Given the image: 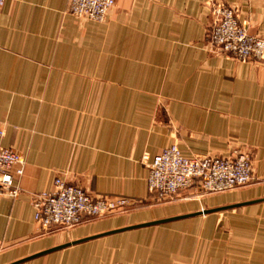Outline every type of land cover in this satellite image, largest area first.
<instances>
[{
  "label": "crops",
  "instance_id": "obj_1",
  "mask_svg": "<svg viewBox=\"0 0 264 264\" xmlns=\"http://www.w3.org/2000/svg\"><path fill=\"white\" fill-rule=\"evenodd\" d=\"M116 2L104 23L76 18L69 0L0 8V130L26 158L20 197L0 201V264L166 262L201 240L211 264H264V61L214 52L207 36L213 5L227 4L264 37V0ZM171 144L249 153L252 183L152 206L147 164ZM57 176L146 207L44 232L32 200Z\"/></svg>",
  "mask_w": 264,
  "mask_h": 264
},
{
  "label": "built area",
  "instance_id": "obj_2",
  "mask_svg": "<svg viewBox=\"0 0 264 264\" xmlns=\"http://www.w3.org/2000/svg\"><path fill=\"white\" fill-rule=\"evenodd\" d=\"M5 2L0 0V8ZM114 7L115 0H69L70 14L99 23L105 22ZM213 15L207 36L214 52L241 62L264 61V37L250 34L235 8L217 4ZM3 136L0 131V199L16 200L22 193L17 179L24 173L26 159L16 150L3 147ZM147 166L148 191L163 201L193 186L202 195L244 187L252 181L253 170L251 157L241 152L220 157L186 156L177 145L163 149ZM32 205L36 223L52 232L121 213L138 204L123 196H92L81 186L57 176L51 190L33 196Z\"/></svg>",
  "mask_w": 264,
  "mask_h": 264
},
{
  "label": "rangeland",
  "instance_id": "obj_3",
  "mask_svg": "<svg viewBox=\"0 0 264 264\" xmlns=\"http://www.w3.org/2000/svg\"><path fill=\"white\" fill-rule=\"evenodd\" d=\"M117 5V2L115 0V7ZM217 6V4H214L213 7H212V20H213V11H214V8ZM114 7V8H115ZM234 8V7H232ZM235 10H237L235 8ZM237 14H238V10H237ZM238 17H239V14H238ZM240 21V19H239ZM101 23H104V22H101ZM212 26V25H211ZM209 41V40H208ZM209 45H210V42H209ZM211 46V45H210ZM1 131V130H0ZM3 132V131H2ZM4 134V132H3ZM4 137V136H3ZM2 145H3V139H2ZM171 145H177V144H171ZM170 145V146H171ZM178 146V145H177ZM3 147L5 148H10V149H14L16 150L17 153H19L20 155H25L24 152L18 150L17 148H15L14 146H4ZM169 147V146H168ZM179 147V146H178ZM167 148V147H166ZM180 149V148H179ZM162 152V151H161ZM160 152V153H161ZM238 152H241V150L239 149H236V150H230L229 154H234V153H238ZM242 154H247L251 157V155L249 153H245V152H241ZM158 155V154H157ZM187 156V155H186ZM193 156H215V157H220V156H224V155H218V154H196V155H193ZM26 159V158H25ZM252 160V158H251ZM252 169H253V164H252ZM252 180H253V170H252ZM252 181L249 183L251 184ZM248 184V185H249ZM246 185V186H248ZM19 186V185H18ZM244 186V187H246ZM19 188L21 189V186H19ZM243 188V187H241ZM196 190L199 195H202L201 192L199 191V189L196 187V186H193L191 188H188V189H184L182 190L181 192H184V191H189V190ZM238 189V188H237ZM230 192V191H228ZM226 193V192H225ZM179 194V193H178ZM178 194L176 196H170V197H167V200L166 201H163L162 199H160L159 197L157 196H153L150 204L152 206H166V205H170L172 202H174L176 200V197L178 196ZM213 195V194H212ZM203 196H208V195H203ZM2 199V198H1ZM0 199V201H1ZM146 204V203H145ZM145 204H140L142 205V208L145 206ZM144 205V206H143ZM146 207V206H145ZM142 208H139L137 210H135V207L134 208H131V209H128V210H125L124 212H121V213H117V214H114V215H110V216H107L105 218H101V219H106V218H111V217H117V216H129L131 215L133 212H138L140 210H142ZM135 210V211H134ZM133 211V212H132ZM101 219H96V220H89V222L87 221L86 223H90V222H95L97 220H101ZM77 226L73 227V228H70L68 230H72L74 228H76ZM41 229L44 231V228L41 226ZM60 228H55L53 229V231H56V230H59ZM64 230V229H63ZM46 232V231H44ZM160 234L159 233H155V230L153 231V233L150 234V238L151 239H154L152 241L156 242L157 240V236H159ZM149 238V239H150ZM211 247H212V244L211 242H204V240H201L197 243L196 245V249H195V252L194 254L190 257V258H186V257H183V256H173L170 260H166V262H108V264H211L210 260L211 257H210V252H211ZM107 262H80V264H106ZM25 264H67V262H28V263H25ZM79 264V263H78Z\"/></svg>",
  "mask_w": 264,
  "mask_h": 264
},
{
  "label": "water",
  "instance_id": "obj_4",
  "mask_svg": "<svg viewBox=\"0 0 264 264\" xmlns=\"http://www.w3.org/2000/svg\"><path fill=\"white\" fill-rule=\"evenodd\" d=\"M211 211H205V212H202V214H207ZM167 221V220H166ZM166 221H161V222H156V223H148V224H143V225H139V226H135V227H131V228H127L125 230H130V229H136V228H140V227H146V226H151V225H157L159 223H162V222H166ZM123 231V230H122ZM22 262V261H21ZM21 262H16V263H13V264H20Z\"/></svg>",
  "mask_w": 264,
  "mask_h": 264
}]
</instances>
